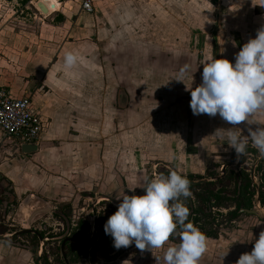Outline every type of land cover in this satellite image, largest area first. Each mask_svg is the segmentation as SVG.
Returning a JSON list of instances; mask_svg holds the SVG:
<instances>
[{"label":"crops","instance_id":"0c3cea01","mask_svg":"<svg viewBox=\"0 0 264 264\" xmlns=\"http://www.w3.org/2000/svg\"><path fill=\"white\" fill-rule=\"evenodd\" d=\"M38 1L31 0L30 3ZM55 1L56 7L43 17L39 14L34 35L23 27L8 35L12 28L10 23L0 21V85L6 87L13 97H30L34 109L45 121L37 149L31 153H23L22 146L14 145L0 132V187L2 181L8 183L9 188L3 194L7 193L12 200H4L7 206L5 213L4 207L0 211L6 220L11 218L14 221L18 207H22L17 224L21 229L34 227L31 230L40 236L41 232L46 236L48 218L55 221V226H62L63 232L62 222L52 214L61 204L71 206L72 228L83 215L74 219L73 207L80 200H89L98 194L94 203L107 196L112 204H118L115 199L124 191V184L128 192H133L147 177L143 167L146 159L156 158L177 172H200L202 169L206 172L212 158L218 156L220 141H227L226 132L221 137L215 130L233 127L224 120L223 123L216 121L218 114L194 115L186 98L187 89L182 91L181 88L182 92L176 95L173 86L164 95L168 101L153 98L156 88L160 90L162 83L171 86V62L184 60L186 64L187 55L174 56L170 46L179 42L186 32L184 20L172 14L181 10L175 0L165 4L169 20L162 18L157 22L166 29L173 23L171 38L166 37L160 27L162 34H156V27L147 20L144 0H119L116 4L113 0H92L93 11L80 10L86 14L93 13L92 18L87 19L80 13L70 16L65 13L67 2ZM210 1L218 2L222 25L226 27L220 28L223 31L221 45L228 36L235 43L242 41V36L234 34L233 29L251 25L256 33L264 26V12H256L257 8H264V0ZM198 2L196 10L202 5L201 0ZM245 7L248 13L251 12L253 23L244 19L230 20L229 12L232 14ZM54 12L55 20L50 19L53 23L45 22ZM44 31L46 33L43 34ZM65 51H74L78 57L71 70L63 66ZM222 55L231 63L235 53L226 51ZM201 64L202 60L194 72L185 71L183 78L201 76ZM199 67L200 71L197 70ZM182 83L187 85V80L175 82V85ZM156 107L161 111L153 114ZM255 113L259 127H264V109ZM242 126L245 129L243 123L237 125L240 129ZM241 134L245 136L242 131ZM159 148L163 154L160 159L153 153ZM14 151L17 153L15 159L10 156ZM175 154L178 155L177 163L173 161ZM233 154L231 152V156ZM86 219L91 232L94 222ZM26 222L30 224L25 225ZM39 224H42V230L35 228ZM94 226L96 230L95 223ZM59 233H52L54 236L51 238L57 239L64 233L72 237L69 231ZM61 241L58 239L57 247L65 264L60 251ZM43 252L44 248L14 243L7 237L0 239V264H41ZM225 252L235 256L243 254L232 246H228ZM45 254L48 263L54 264L46 251ZM226 259L228 263L235 264L238 257L227 256Z\"/></svg>","mask_w":264,"mask_h":264},{"label":"rangeland","instance_id":"374dc122","mask_svg":"<svg viewBox=\"0 0 264 264\" xmlns=\"http://www.w3.org/2000/svg\"><path fill=\"white\" fill-rule=\"evenodd\" d=\"M65 4L66 11L65 13L69 14L70 16H75L78 15L79 13L82 14L83 18H92L91 16L93 13L86 14L84 12H81L79 9V5L75 1H66ZM99 1V0H98ZM119 0H113L112 2L114 4L117 3ZM139 1V0H138ZM177 4L181 6L180 13L174 14L172 13L176 18L181 17L182 21L186 23V32H183V37L176 42H173L171 46V51L174 56L176 55L184 57V54L187 55L186 57V64H184V60H177L171 62L170 66V82L171 86L169 84H164L162 83V88L159 90L156 88L154 95L150 93V95H153V98L157 101H164L165 99L167 100V96H164L166 92H168L169 89H173L175 87V94L178 95L179 92L186 89L192 83V87H196L198 84L201 82V76H195V75H188L186 78H183L184 76H181V69L187 65V73L188 71L194 72L197 65L200 63V60H202V63L205 59H207L210 55L213 56V58H222V54L226 51L228 53L233 54L237 53L241 46L247 42V40L250 38H255V31L254 28L250 26L246 27H239L236 29H233L234 34L237 33L242 36V41L240 43H235L233 39H230L229 36L227 39L223 42L222 45L219 44L218 39H217V33L220 30V28L225 29L226 27H223L222 25V19H221V12L218 6L217 1H210V0H201V4L199 10H196L195 6H199L198 0H175ZM170 2L169 0H144V10H146V15H147V20L149 23L155 26L156 34L161 35V29L163 28L159 23L161 22V19L169 20V14L168 12H165L168 7L165 5L166 3ZM35 2L34 3H26V4H21L18 0H0V21L5 20V22L10 23L11 29L9 30L10 33L8 35H13L14 33H17L20 28L22 29H28V31L31 34H35V30L37 27V23L39 21L38 17L39 14L41 17H43L47 13H39V11L35 7ZM94 4V3H93ZM95 8V7H94ZM59 13V12H58ZM179 14V16H177ZM248 11H246V7L238 12H229L227 15L230 18V20H237V19H244L248 21H252L251 19H254L252 15H250ZM85 15H90V16H85ZM55 20L56 14L55 12L52 13L50 17H47L45 19V22H52L50 19ZM187 20V21H186ZM247 21V22H248ZM53 23V22H52ZM154 23V24H153ZM168 23V22H167ZM249 23V22H248ZM253 23V22H251ZM16 25V26H15ZM151 25V26H152ZM165 25V24H164ZM173 25V23H172ZM172 25H167V29L163 28L162 32L163 34L169 38L173 35V26ZM240 25V24H238ZM229 26V25H228ZM227 26V27H228ZM25 27V28H24ZM170 28V29H169ZM230 28V26H229ZM228 28V29H229ZM227 29V30H228ZM167 30V31H166ZM49 32V35L52 34V32ZM46 33V31L43 32V34ZM7 34V33H6ZM47 35V34H46ZM177 39V38H176ZM156 46L155 49L158 50V45L155 43ZM231 63L234 62V59L230 60ZM203 68V64H201ZM200 67L197 68L198 71H200ZM199 73V72H198ZM187 80V85H175V82H178L179 80ZM183 82V81H182ZM174 86V87H173ZM181 91V92H182ZM186 93V98L189 103L190 100V92L187 90ZM166 97V98H165ZM185 97V96H183ZM171 101L173 99H170ZM168 101V100H167ZM119 103L121 105V99L119 100ZM161 111V108L155 109L153 114L158 113ZM258 115L254 112L248 117V121L241 122L240 124L245 125V129L242 126L241 131L246 135H248V128H252L255 130L257 127L260 126L258 123ZM189 115H187V119H189ZM219 123H223V119L219 116L217 120ZM228 125H231L227 123ZM239 124V125H240ZM237 127V126H236ZM250 140V139H249ZM170 142V141H169ZM224 142V143H222ZM171 143V142H170ZM227 141H220L219 148L217 149L218 156H214L212 159L213 161L208 165V170L216 172L217 174H220V168L219 166L221 164H226L230 163L232 161H237V157L233 159L234 156H231V152L235 153V150L231 148L229 145H227ZM247 147L249 148H254L250 143H248ZM157 151V152H155ZM153 153L155 156L160 159L163 158V154L161 151V148L159 150H155ZM174 152H177V149ZM17 153L11 152L10 156L11 158L15 159L17 156ZM260 157L258 150L256 149L255 152L248 153L244 156V160L242 162H238L237 169L243 170L247 173L250 174L251 177V168L253 164L256 162V160ZM193 159V157H191ZM173 161L177 163L178 161V155L175 154V157H173ZM191 159V160H192ZM159 162V164L154 165V163ZM143 167L145 169V174L147 177L154 178L156 175L159 174L158 169L162 167V163L159 160L155 159H146L143 163ZM255 166L254 168V173L252 174L254 176L253 180L257 184L259 190L261 189L262 193H264V184H262L261 179H260V171L257 170ZM233 167H228L226 170H231ZM205 169H202L200 172H179L185 176L188 174H192L193 176H196L197 174L204 177L206 176V172L204 171ZM137 171H139L137 169ZM157 171V174H156ZM197 179V178H193ZM1 188L5 186V190L9 188V185L6 181L1 182ZM142 183L139 182V184L134 188L133 192H128L126 190V186L124 184V191L126 194L132 195H142L141 190L143 188L138 187ZM3 185V186H2ZM122 191V192H124ZM121 192V193H122ZM96 195V194H95ZM99 195L97 194L96 196H93L89 200L87 198L82 199L77 202V204L74 205L73 207V213H74V219H77L78 216L83 214L85 217L89 218L90 221L94 222L96 221V224H98V227L103 228L104 223L108 219V217L114 213L112 210L113 207H116V205L112 204L110 201L107 199H101L98 202L94 203L95 199ZM3 197H9L7 193L3 194ZM118 203L119 200L115 199ZM85 201V202H83ZM112 204V206L110 205ZM5 206V203H3L2 207ZM55 206V204H54ZM258 207L257 203L255 201V198L253 200V204L251 206L252 209L253 207ZM233 208V207H231ZM259 208H260V213L261 214H249V213H243L241 214L238 219L233 222L232 224H224L222 227V232L220 236L217 239H209L206 238V250L203 253V255L200 257L198 264H211L210 261H215L218 262V264H230L227 262V256H230L232 258L239 257L238 255H227L228 253L225 252V249H227L228 246H232L233 248H236V252H247L252 250L254 241L258 239L259 233L261 230H264V219L262 218L261 215H264V204L259 203ZM215 210V209H214ZM229 209H220L221 212L225 213ZM262 210V211H261ZM113 211V212H112ZM96 215L97 217H93V215ZM42 222V220H40ZM39 221V222H40ZM47 222V230L45 231L46 235H50L52 233H59L62 231V226H55V221L52 220L51 218H48L46 220ZM43 223V222H42ZM45 223V222H44ZM30 227V226H29ZM55 227L57 228L55 230ZM22 227L17 224V222H14L11 220V218L7 219H1L0 220V230L2 229L4 232H12L14 230L21 229ZM35 228L41 229L42 230V224L37 225ZM60 228V229H59ZM30 229H34V227H30ZM92 232V230H91ZM32 233L28 235H20V236H14L9 237L7 236V239H11L12 242L14 243H19L22 245H30L31 247L36 246V247H42L44 248L45 251L49 255V259L52 261L51 263L55 262L54 264H63L61 262H58L60 259V253L58 254L56 252V248L59 245L58 239L55 238H48V240L43 239L42 242L39 240H35L32 236ZM95 235H96V230H95ZM109 241V246L113 244V238L111 235L108 237ZM97 241L95 243L91 244L90 247H94L96 245ZM175 243L170 240L165 242L164 246L160 249H149L145 248L144 250L138 249L134 243H131V245L126 249L125 252L122 254L117 255V257L113 260H105L104 258L98 257V250L95 251L96 256H94L95 253L92 255H86L82 260H80V263L78 264H91L92 263V257H97L95 264H156V258L155 256L161 257L160 259V264H164V261L162 259L163 257V251L166 247H168L170 244ZM216 245V246H214ZM108 246V247H109ZM100 249V248H99ZM214 250H218L219 253H217ZM214 251V252H213ZM224 252V253H223ZM249 252V253H250ZM55 253L54 255H52ZM223 253V254H222ZM38 254V253H37ZM40 255V254H39ZM57 260V263H56Z\"/></svg>","mask_w":264,"mask_h":264},{"label":"clouds","instance_id":"9594fccd","mask_svg":"<svg viewBox=\"0 0 264 264\" xmlns=\"http://www.w3.org/2000/svg\"><path fill=\"white\" fill-rule=\"evenodd\" d=\"M78 61L74 51H65L63 66L71 70ZM201 82L192 83L189 106L194 115H219L233 127L218 128L215 133L223 137L227 133V145L235 150L237 159L245 152L249 139L259 155L264 158V127L248 128V135L236 127L257 110L264 109V26L255 38H249L234 55V63L225 58L210 55L203 61ZM181 69V76L187 70ZM180 81V80H179ZM190 181L186 176L170 170L167 175L145 177L138 186L142 195L122 192L117 196V210L103 225L105 234L111 235L116 248L131 243L144 250L160 249L170 236L178 242L163 251L164 264H198L206 250V236L188 220L189 209L184 200L191 197ZM156 264L161 257L155 256ZM235 264H264V230L254 241L251 252L241 254Z\"/></svg>","mask_w":264,"mask_h":264},{"label":"trees","instance_id":"16d2710c","mask_svg":"<svg viewBox=\"0 0 264 264\" xmlns=\"http://www.w3.org/2000/svg\"><path fill=\"white\" fill-rule=\"evenodd\" d=\"M21 4H26L30 0H18ZM63 1V0H59ZM256 12H264V8H257ZM256 149L246 147L245 152L241 155L240 162L244 160V156L248 153L255 152ZM233 159L235 155L233 154ZM257 170L260 171V179L262 184H264V160L257 165ZM170 168H167L164 164L158 169L159 174L167 175L170 171ZM219 174L213 171L206 170V176L215 177ZM189 179L197 178L201 179V175H188ZM1 180V179H0ZM2 184V183H1ZM3 186V185H2ZM190 191L192 193L191 197H188L184 200L186 206L189 209L188 220L191 221L195 226H197L206 236V238L217 239L221 232L222 226L224 224H232L235 222L238 217L244 212H240V209H249L253 204L254 198H256V185L253 179L250 177V174L243 170H226L224 175L216 180L206 181L199 184H190ZM5 186L0 189V208L2 207L4 200L10 202L11 199L3 197V192L5 191ZM260 192V203L264 204V193ZM10 194V193H9ZM6 198V199H5ZM13 202L14 199H13ZM112 206V204L110 203ZM233 207V208H231ZM215 209V210H214ZM220 209H229L227 212L223 213ZM112 210L115 212L116 207H113ZM112 211V212H113ZM71 213L72 209L69 204H61L54 211L53 216L56 219H59L63 224V232L69 231L70 235L77 239H88L91 236L90 232V223L84 215H81L75 227H71ZM97 217V216H96ZM4 219L2 212L0 211V220ZM96 235L93 237V240L89 244H73L67 242L65 244V255L69 264H78L81 257L86 255H92L95 251L98 250V257L104 258L105 260H113L117 255L122 254L126 251L128 247L116 248L114 245L109 246L108 237L109 234H105L104 229L98 227L96 224ZM5 231V229H4ZM2 229L0 232H4ZM63 232L59 233L62 234ZM42 237L51 238L54 235H46L40 233ZM35 240L37 239L36 235L32 236ZM172 242H178L176 236H170L169 239ZM94 247L90 245L95 243ZM109 246V247H108ZM100 248V249H99ZM56 252L59 254V247L56 248ZM60 256V255H59ZM96 256V253L94 254ZM92 257V263L95 264L97 257ZM59 262L63 263V260L59 259ZM41 264H49L47 256L45 253L41 255ZM64 264V263H63Z\"/></svg>","mask_w":264,"mask_h":264},{"label":"built area","instance_id":"2783aa9c","mask_svg":"<svg viewBox=\"0 0 264 264\" xmlns=\"http://www.w3.org/2000/svg\"><path fill=\"white\" fill-rule=\"evenodd\" d=\"M72 1L77 2L82 11H93L92 0ZM34 5L42 13L37 3ZM44 126L45 121L34 109L30 97H13L6 87L0 85V132L4 138L10 139L18 147L38 144ZM44 239L48 240L47 237Z\"/></svg>","mask_w":264,"mask_h":264},{"label":"water","instance_id":"95a60500","mask_svg":"<svg viewBox=\"0 0 264 264\" xmlns=\"http://www.w3.org/2000/svg\"><path fill=\"white\" fill-rule=\"evenodd\" d=\"M37 7H38V3H37ZM39 8V7H38ZM40 9V8H39ZM222 34H223V31L220 29V31H219V33H218V42H219V44H221V39H222ZM243 135V134H242ZM249 142H251V141H249ZM36 149H37V145L36 144H33V145H24V146H22V152L23 153H31V152H34V151H36ZM240 158H241V156L237 159V161H235V162H232V163H229V164H224V165H222V167H221V169H220V174L219 175H217V176H215V177H211V178H201V179H189L188 177H187V179L190 181V184H199V183H203V182H206V181H211V180H216V179H219V178H221L223 175H224V173H225V169L227 168V167H233L232 169L233 170H237V165H238V162H239V160H240ZM263 158L260 156L257 160H256V162L253 164V166H252V168H251V178L253 179L254 178V176L252 175L253 173H254V168H255V166L257 165V163L259 162V161H261ZM159 162H156V163H154V165H157ZM168 168H170V167H168ZM171 170H174V169H172V168H170ZM176 171V170H175ZM177 172V171H176ZM178 174H180L179 172H177ZM182 176H184V175H182ZM254 181V180H253ZM255 185H256V198H255V201H256V203H257V208L254 206L252 209H240V212H245V213H249V214H253V215H255V214H261L260 213V208H259V203H260V192H259V188H258V186H257V184L255 183ZM141 193L142 194H144V189H142L141 190ZM100 198H102V199H107V200H110V198L109 197H107V196H102V197H100ZM115 205H118L117 203H115ZM6 204H5V206H4V213H5V210H6ZM262 211V210H261ZM22 212H23V208L22 207H18V209H17V211H16V214H15V216H14V218H13V220L15 221V222H17L18 223V218H19V216H21L22 215ZM33 215V214H32ZM262 216V218L264 219V215H261ZM29 221V220H28ZM28 224H30V222H26V224L25 225H28ZM92 233H91V236L88 238V239H77V238H74V237H69V236H67V233H64V234H62L61 236H59L57 239H62V241H61V243H60V251H61V254H62V257H63V259H64V262H65V264H68V262H67V260H66V257H65V252H64V247H65V243L66 242H74V243H76V244H88V243H90L91 241H92V239H93V237H94V235H95V226H94V223L92 224ZM25 233H34V234H36L37 236H38V238H39V240L42 242V237L36 232V231H34V230H31V229H18V230H14V231H12V232H5V233H3V234H0V239L1 238H5V237H7V236H14V235H20V234H25ZM40 248H42V247H40ZM37 260H39V256L37 257Z\"/></svg>","mask_w":264,"mask_h":264},{"label":"bare ground","instance_id":"6f19581e","mask_svg":"<svg viewBox=\"0 0 264 264\" xmlns=\"http://www.w3.org/2000/svg\"><path fill=\"white\" fill-rule=\"evenodd\" d=\"M57 2L55 0H41L38 3V7L40 8V11L42 13H48V11L52 10L54 7H56Z\"/></svg>","mask_w":264,"mask_h":264}]
</instances>
